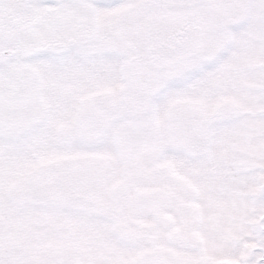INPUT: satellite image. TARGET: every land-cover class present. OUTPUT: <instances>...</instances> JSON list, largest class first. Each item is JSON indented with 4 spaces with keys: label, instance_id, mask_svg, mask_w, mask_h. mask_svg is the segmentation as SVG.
<instances>
[{
    "label": "snow or ice",
    "instance_id": "1",
    "mask_svg": "<svg viewBox=\"0 0 264 264\" xmlns=\"http://www.w3.org/2000/svg\"><path fill=\"white\" fill-rule=\"evenodd\" d=\"M0 136V264H264V0H0Z\"/></svg>",
    "mask_w": 264,
    "mask_h": 264
},
{
    "label": "rangeland",
    "instance_id": "2",
    "mask_svg": "<svg viewBox=\"0 0 264 264\" xmlns=\"http://www.w3.org/2000/svg\"><path fill=\"white\" fill-rule=\"evenodd\" d=\"M116 2H119V0L118 1L116 0ZM136 39H137V41L140 40L139 37H136ZM160 86L163 87L164 85L161 84ZM74 135H75L74 132L69 133V137H73ZM7 144H8V140L5 137L0 136V153H3L6 151V145ZM48 228H49V232H55L56 231L54 226L49 225Z\"/></svg>",
    "mask_w": 264,
    "mask_h": 264
}]
</instances>
